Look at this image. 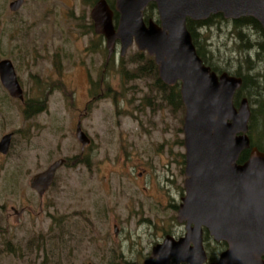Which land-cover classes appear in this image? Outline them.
Segmentation results:
<instances>
[{"label":"rangeland","instance_id":"374dc122","mask_svg":"<svg viewBox=\"0 0 264 264\" xmlns=\"http://www.w3.org/2000/svg\"><path fill=\"white\" fill-rule=\"evenodd\" d=\"M15 1L0 0V62L13 63L28 103L45 110L26 114L0 79V140L14 134L9 154H0V264H143L183 231L185 108H170L143 60L153 58L135 45L121 57L117 42L108 58L91 19L97 0H24L12 11ZM201 34L220 67L235 72L242 61L248 70L245 61L255 59L259 37L245 55L230 22ZM256 73L264 76V66ZM252 95L241 97L257 112ZM78 122L92 141L85 151ZM58 161L40 198L30 181Z\"/></svg>","mask_w":264,"mask_h":264},{"label":"water","instance_id":"95a60500","mask_svg":"<svg viewBox=\"0 0 264 264\" xmlns=\"http://www.w3.org/2000/svg\"><path fill=\"white\" fill-rule=\"evenodd\" d=\"M23 3L17 0L10 8L17 11ZM151 3L157 7L159 24L144 20ZM115 12L120 17L117 27ZM212 15L233 21L251 17L264 32V0H115L114 10L107 0H100L91 13L96 33L106 39L109 59L117 42L122 57L135 45L155 58L164 84H180L185 108L186 195L178 213L188 233L180 240L167 236L144 264H170L172 259L177 264H205L204 229L216 242L229 246L216 264H264V153L252 147L248 98L235 104L243 79L218 75L206 66L187 28L188 19L205 21ZM0 79L11 97L23 99L10 60L0 62ZM76 137L83 148L90 142L81 123ZM10 139L11 134L0 141L1 153H7ZM245 151H250L249 158L239 164ZM63 163L58 161L33 177L32 188L43 195Z\"/></svg>","mask_w":264,"mask_h":264},{"label":"trees","instance_id":"16d2710c","mask_svg":"<svg viewBox=\"0 0 264 264\" xmlns=\"http://www.w3.org/2000/svg\"><path fill=\"white\" fill-rule=\"evenodd\" d=\"M98 2V0H97ZM112 8L114 7V5H110ZM145 20L146 22H148L150 19L156 21L157 23H159V16H158V12H157V7L154 3H151L145 13ZM119 15L116 13L115 14V25L117 26L118 21H119ZM220 22H230L233 30L235 33H237L241 39L245 40V47L249 49L245 50V51H241L244 52L245 55L246 54H250L252 50V48H255V46L252 45L253 40H251V38L254 37V34L257 35L259 37V44H258V50L256 51V55H255V59L254 61L251 60H247L245 61V65L249 68L248 70H245L242 66H241V62L242 61H238L237 63L238 68L235 72H233L232 70H229L227 67H220L219 65H217L216 63L213 62V59L211 58V55H213L211 52L210 53V57L208 56V54H206L205 52V46L203 44L202 41V31H207L208 28H213L216 27L217 24H220ZM93 24V23H92ZM90 24V26L92 25ZM187 28L190 31L192 38H193V43L196 47L197 53L198 55L201 57L203 63L210 67L212 69V71L216 72V74L221 75L223 73H228L232 76H236V77H240L243 79V86L241 88V90L237 93L236 97H235V104L236 106L239 105L243 94L246 91L252 92V100H258V101H254L256 107H257V112L252 109V117L250 120V129H249V136L251 139V143H252V147H257L260 151H264V81H262V79H264V76H259V73H256L257 70H259V68L261 66H264V32L263 29L261 27V25L258 23V21H256L255 19L251 18V17H245L242 18L240 20L237 21H233V20H226L224 19L223 15H212L209 19L205 20V21H192L191 19H188L187 21ZM93 45H95V43H93ZM92 50V48H91ZM251 55V54H250ZM142 54L137 53L135 55L132 56V59L129 62H132V64H138L141 61ZM145 59L147 66L149 64H151V66H149L147 68L148 73L150 75H153V77L155 76L157 84L160 88V90L164 93H168L166 95V100L169 102L170 104V108L174 109V111H176L177 109H183V103H182V99H181V95H180V84H177L174 87H168L166 86L159 77V72H158V67L155 63V61L153 59H147L146 57H143V60ZM125 62V60L122 59L121 63L123 66V63ZM256 63V64H255ZM150 67L153 68L150 71ZM138 73L141 72V70L139 69L137 71ZM133 73V72H132ZM148 73H142V74H148ZM254 73V74H253ZM248 74H251L248 75ZM149 75V76H150ZM133 77V75H132ZM147 77V76H146ZM136 77H134L135 79ZM138 78V77H137ZM251 101V97L248 96ZM150 104V102H149ZM29 105V103H28ZM31 108H33L34 111H36L37 109L39 111L36 112H30V110H27L26 114H39L40 112H43L45 109H42L37 105L31 104ZM263 118L262 121V125H263V129L261 128L260 132L257 133V123H258V119ZM256 133V134H255ZM248 154H250V151L244 152L239 160V163H244L245 161H247L248 158ZM176 209V207H175ZM212 260L213 258H215L213 255L211 256Z\"/></svg>","mask_w":264,"mask_h":264},{"label":"flooded vegetation","instance_id":"af4514ba","mask_svg":"<svg viewBox=\"0 0 264 264\" xmlns=\"http://www.w3.org/2000/svg\"><path fill=\"white\" fill-rule=\"evenodd\" d=\"M99 2V1H98ZM97 2V3H98ZM12 3H10V5H11ZM115 4V3H114ZM113 4V5H114ZM9 5V6H10ZM112 8V7H111ZM112 10H114V7L112 8ZM115 14H116V12L114 13V18H115ZM114 18H113V22H114V25H115V20H114ZM92 19V18H91ZM93 21V20H92ZM234 21H237V20H234ZM93 26H94V21H93ZM94 29H95V27H94ZM95 32H96V30H95ZM97 34V33H96ZM97 36L99 37H103L104 39H105V37L103 36V35H101V34H97ZM106 41V40H105ZM13 64V63H12ZM14 66V65H13ZM15 69V68H14ZM16 72V71H15ZM17 75V74H16ZM17 79H18V77H17ZM18 82H19V84H20V87H21V89H22V91H23V99H19V98H17L18 100H20L22 103H24L25 105H26V109H28V110H30V112H36V111H39L38 109L36 110V111H34L33 110V108H31V105L29 104H27L28 103V100L29 99H27L26 98V95H25V93H24V89L22 88V85H21V83H20V81H19V79H18ZM93 84V83H92ZM166 85V84H165ZM167 86V85H166ZM168 87H170V86H168ZM8 92V91H7ZM9 93V92H8ZM244 98V97H243ZM247 98V97H246ZM16 99V98H15ZM250 103V102H249ZM35 104V103H34ZM34 104H32V105H34ZM252 110V109H251ZM26 113H27V111H26ZM40 113H42V112H40ZM80 122V121H79ZM78 122V123H79ZM78 126V125H77ZM249 129H250V127H249ZM83 131V130H82ZM84 132V131H83ZM85 133V132H84ZM86 134V133H85ZM8 135H10V134H8ZM87 135V134H86ZM5 136H7V135H5ZM5 136H3V137H5ZM88 136V135H87ZM2 137V138H3ZM88 138H89V144L87 145V146H85L84 147V151H85V149H88V148H90V146H91V144H92V141H91V139H90V137L88 136ZM2 140V139H1ZM0 140V141H1ZM13 140H14V134H11V139H10V143H9V147H8V151H7V153L6 154H3V153H1L0 152V154L1 155H3V156H7L8 154H9V152H10V150H11V147H12V143H13ZM245 152H247V151H245ZM263 153H264V151H262ZM249 155L250 154H248V158H249ZM248 158H247V160H248ZM184 163H185V161H184ZM239 164H243V163H239ZM185 165H186V163H185ZM32 180V179H31ZM54 183V182H53ZM30 187H31V189L33 190V191H35L38 195H39V197L40 198H42L43 196L37 191V190H35L34 188H32V185H31V181H30ZM184 198V197H183ZM182 198V199H183ZM26 211L25 210H22V212L20 213L21 215H23L24 213H25ZM182 228H183V231H182V234L181 235H179L178 237H175V239L176 240H180V239H182V238H184L186 235H187V233H188V231H187V223L186 222H184L183 224H182ZM167 236H170V235H167ZM164 240H165V238H164ZM163 240V241H164ZM162 241V242H163ZM203 241H204V248H205V251H206V254H207V261H206V263L205 264H216L218 261H219V258H220V255L223 253V252H225L227 249H228V244L226 243V242H216L214 239H213V237L209 234V232L206 230V229H204L203 230ZM159 244H161V243H158V244H156V245H159ZM155 245V246H156ZM154 246V247H155ZM153 247V248H154ZM190 247L191 248H193V244H190ZM219 247H221L220 249H219ZM153 248H152V251H153ZM152 251H151V253H150V255H149V257L143 262V264L146 262V261H149L150 260V258L152 257ZM214 256L215 258H213V260L211 259L212 257L211 256ZM263 260H264V258H263ZM155 261V260H154ZM170 264H177V261L175 260V259H172V261L170 262ZM181 264H189V263H181Z\"/></svg>","mask_w":264,"mask_h":264}]
</instances>
